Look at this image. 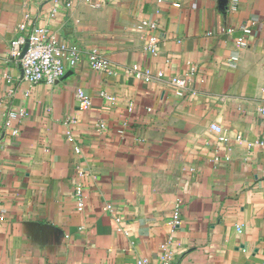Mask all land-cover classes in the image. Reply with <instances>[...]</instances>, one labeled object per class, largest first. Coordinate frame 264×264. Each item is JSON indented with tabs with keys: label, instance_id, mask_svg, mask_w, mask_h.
<instances>
[{
	"label": "crops",
	"instance_id": "1",
	"mask_svg": "<svg viewBox=\"0 0 264 264\" xmlns=\"http://www.w3.org/2000/svg\"><path fill=\"white\" fill-rule=\"evenodd\" d=\"M231 1L0 0V264H137L166 243L174 264H264V0ZM36 27L82 53L53 85L10 54Z\"/></svg>",
	"mask_w": 264,
	"mask_h": 264
},
{
	"label": "built area",
	"instance_id": "2",
	"mask_svg": "<svg viewBox=\"0 0 264 264\" xmlns=\"http://www.w3.org/2000/svg\"><path fill=\"white\" fill-rule=\"evenodd\" d=\"M105 2H107V0H97L95 5L100 6ZM237 5L238 0H232L229 5V10H236ZM22 27H24V25H22ZM139 27H147L151 30L149 37V49L151 52L157 53L159 50V38L155 32L157 24L154 22L143 21ZM241 29L243 31V35L237 37L236 42L240 47H247L248 42L245 36L250 34L252 29L246 26H242ZM224 31L227 33H234L235 29L231 26H227L224 28ZM27 40H29L30 46L26 55L24 58H22V64L24 78L30 83L31 86H35L39 83H47L50 85L58 83L65 76L67 66H76L82 58L81 51L62 43L61 40L56 35L51 34L46 27H36L33 29L30 35L20 36L14 39L11 42L10 54L14 57H18L19 54H21ZM87 59L93 69L105 72L111 71L110 61L105 56H103L97 48H92L90 51H88ZM232 59L236 61L238 60V57L235 56ZM131 72L136 77L143 78L148 82L154 80L155 78H164L165 76L163 72L153 75L151 70H141L138 65H134L131 68ZM194 74L195 70L194 68H191L189 73H187L185 76L172 78V83L176 88L177 95L182 96L185 94L188 88L189 80L194 76ZM102 94L105 95L110 101H115L114 96L108 95L104 92ZM79 101L83 109H88L91 106V99L84 93L83 90H79ZM24 115L25 113L23 111L11 112L9 114V118L12 120ZM8 124H10V121ZM98 126L100 129H102L104 124L100 122ZM212 128L219 133L222 131V127L219 125H213ZM119 132L123 133L124 131L121 129ZM13 133L17 134V129H14ZM220 139L225 140V138L222 136ZM216 159H218V157H216ZM75 196L78 210L83 211L85 208V197L82 186L77 187ZM1 216L2 212L0 200V217ZM180 223L181 213L179 208H177L174 212L173 218L168 222V224L176 227ZM239 229L241 230V228ZM137 264H174V258L172 252L168 249V244L166 243L163 245V254L158 260L139 258L137 260Z\"/></svg>",
	"mask_w": 264,
	"mask_h": 264
},
{
	"label": "water",
	"instance_id": "3",
	"mask_svg": "<svg viewBox=\"0 0 264 264\" xmlns=\"http://www.w3.org/2000/svg\"><path fill=\"white\" fill-rule=\"evenodd\" d=\"M29 46H30V43H29V40H27L26 44L24 45L23 49H22V52H21V55L20 57L21 58H24V56L26 55L28 49H29Z\"/></svg>",
	"mask_w": 264,
	"mask_h": 264
}]
</instances>
